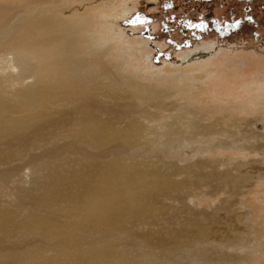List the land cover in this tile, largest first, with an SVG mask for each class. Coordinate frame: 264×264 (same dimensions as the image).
Instances as JSON below:
<instances>
[{
  "label": "bare ground",
  "instance_id": "bare-ground-1",
  "mask_svg": "<svg viewBox=\"0 0 264 264\" xmlns=\"http://www.w3.org/2000/svg\"><path fill=\"white\" fill-rule=\"evenodd\" d=\"M12 8L13 4L0 0V197L6 199L0 200V232L4 229L17 236L10 242L0 239V251H23L18 255L26 260L2 259L0 264H134L129 250L119 251L112 244L115 233L145 242L149 251L140 259L150 264L177 263L181 258L195 264H234L225 249L201 244L216 242L222 247L245 242L238 216L220 212L219 206L210 214H195L198 211L185 202L188 179L174 178L187 169L165 170L126 152L146 144L147 125L113 121L112 111L100 110V98L134 99L139 90L113 91L111 79L99 72L94 61L68 56L63 44L73 43L66 36H46L51 26L40 28L36 35L22 21L9 26L10 17L5 15ZM112 11L121 13L118 6L99 12L100 17L94 16L96 20L84 22L78 30L100 24L107 33L104 18ZM68 31L64 26L57 34ZM87 35L93 42L89 47L104 40L93 30ZM120 56L129 61L124 53ZM92 94L98 98L89 100ZM115 115L122 118L120 113ZM42 139L45 145L36 143ZM24 170L29 181L25 176L11 184ZM251 175L247 171L240 179H227L237 186ZM203 177L196 176L192 183L213 186ZM8 190L13 200L4 194ZM176 200L186 212L165 214V204ZM162 220H179L181 227L151 226ZM143 225L151 227L139 230Z\"/></svg>",
  "mask_w": 264,
  "mask_h": 264
},
{
  "label": "rangeland",
  "instance_id": "rangeland-1",
  "mask_svg": "<svg viewBox=\"0 0 264 264\" xmlns=\"http://www.w3.org/2000/svg\"><path fill=\"white\" fill-rule=\"evenodd\" d=\"M6 1L13 4L12 12L5 15L10 17L6 22L9 26L22 21L33 35L51 26L46 36H66L73 43L63 44L70 51L68 56L94 61L99 72L111 79L113 91L122 94L124 87L139 90L140 95L134 99L100 98V110L112 111L113 121L147 125L143 136L146 144L126 152L144 164H161L165 170L187 169L188 173L182 170L174 178L188 179L185 202L198 211L195 214L207 215L219 206V210L223 208L220 212L236 214L245 228V242L222 247L216 242L201 245L225 249L234 264H264V0H224L229 14L218 10L226 18L219 24L192 20V8L198 0H179L169 6L165 0ZM115 6L121 13L115 15L112 11L104 18L107 33L103 34L96 22L95 29L78 30L84 22L100 17L99 12L105 14ZM175 17L182 22L172 23ZM64 26L69 27V33L58 35ZM92 30L104 40L89 47L93 42L86 36ZM122 53L130 57L129 61H123ZM88 98L98 97L92 94ZM126 105L129 107L123 108ZM36 143L43 146L45 139ZM247 171L254 176L243 185L233 186L227 179H240ZM24 173L11 179V184L22 181L27 170ZM199 175L214 187L207 183L194 185L192 181ZM4 194L14 199L10 190ZM0 200L6 201L3 197ZM178 205L177 200L172 205L166 203L165 214L174 210L185 213L186 209ZM169 224L181 227L179 220H162L151 226L163 229ZM16 236L1 229L0 239L4 242ZM112 244L119 251L129 250L134 264H150L140 259L149 249L139 237L115 233ZM22 253L11 248L1 250L0 262L25 261V256L18 255ZM189 261L181 258L171 264H195Z\"/></svg>",
  "mask_w": 264,
  "mask_h": 264
},
{
  "label": "flooded vegetation",
  "instance_id": "flooded-vegetation-1",
  "mask_svg": "<svg viewBox=\"0 0 264 264\" xmlns=\"http://www.w3.org/2000/svg\"><path fill=\"white\" fill-rule=\"evenodd\" d=\"M165 1H169V2L165 3V5H168V6L172 5L171 2H179V0H165ZM223 1L224 0H200V2H199V0H198V5H196L194 8H192V12H193L192 20L198 21L200 19L201 21H208L212 24H219L220 22H223L226 18L220 16V14L218 12V10H220V9H222V10L227 9V7H225V5H224L226 3V1L224 3H223ZM233 1L234 2L236 1V3L237 2L239 3L241 0H233ZM245 1H248V0H244V2ZM175 7H177V6L175 5ZM165 10H166V12H168L169 8H165ZM221 15H223V14H221ZM175 21H177L178 23L182 22L181 19L180 20L176 19V17L174 19H172V23H174Z\"/></svg>",
  "mask_w": 264,
  "mask_h": 264
},
{
  "label": "snow or ice",
  "instance_id": "snow-or-ice-1",
  "mask_svg": "<svg viewBox=\"0 0 264 264\" xmlns=\"http://www.w3.org/2000/svg\"><path fill=\"white\" fill-rule=\"evenodd\" d=\"M236 24H239V21H237ZM231 26H235V25H231Z\"/></svg>",
  "mask_w": 264,
  "mask_h": 264
}]
</instances>
